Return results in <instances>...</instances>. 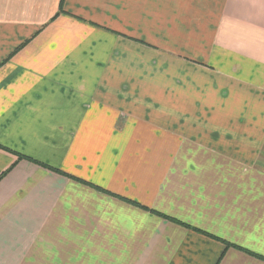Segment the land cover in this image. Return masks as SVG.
Listing matches in <instances>:
<instances>
[{"label": "crops", "instance_id": "obj_1", "mask_svg": "<svg viewBox=\"0 0 264 264\" xmlns=\"http://www.w3.org/2000/svg\"><path fill=\"white\" fill-rule=\"evenodd\" d=\"M61 2L0 0V264H264V0Z\"/></svg>", "mask_w": 264, "mask_h": 264}, {"label": "trees", "instance_id": "obj_2", "mask_svg": "<svg viewBox=\"0 0 264 264\" xmlns=\"http://www.w3.org/2000/svg\"><path fill=\"white\" fill-rule=\"evenodd\" d=\"M63 1L64 0H62V2H61V9H62V7H63ZM24 43H26V42H24ZM24 45V44H23ZM20 47H22V46H20ZM19 47V48H20ZM18 48V49H19ZM47 166V165H46ZM47 167H49V166H47ZM56 170H58V171H60L59 169H56ZM79 181H81V182H84V183H87V184H90V185H92V186H94L96 189H98V190H101V191H105V190H103L102 188H100V187H98V186H96V185H94V184H91V183H89V182H87V181H84V180H79ZM129 201H131V200H129ZM131 202H133V203H136V205H138V206H142L141 204H139V203H137V202H134V201H131ZM143 208H145V209H148L147 207H145V206H142ZM160 215H162V216H165V217H168V216H166V215H163L162 213H159ZM177 222H179V221H177ZM180 223V222H179ZM181 224H183V223H181ZM198 230H200V229H198ZM201 231V230H200ZM237 247H239L240 249H242V250H244V251H246L247 253H249V254H253V255H257V254H255V253H253L252 251H250V250H248V249H245V248H242V247H240V246H237ZM257 256H259V257H261V258H263L262 256H260V255H257Z\"/></svg>", "mask_w": 264, "mask_h": 264}, {"label": "rangeland", "instance_id": "obj_3", "mask_svg": "<svg viewBox=\"0 0 264 264\" xmlns=\"http://www.w3.org/2000/svg\"><path fill=\"white\" fill-rule=\"evenodd\" d=\"M158 213H160V212H158ZM163 214V213H162ZM160 215V214H159ZM163 215H166V214H163ZM162 216V215H161ZM166 216H168V215H166ZM163 217H165V216H163ZM165 218H169V219H171L172 221H174V222H176V223H179V224H181L182 222L181 221H179V222H177V220H175V219H172V218H170L169 216L168 217H165Z\"/></svg>", "mask_w": 264, "mask_h": 264}]
</instances>
